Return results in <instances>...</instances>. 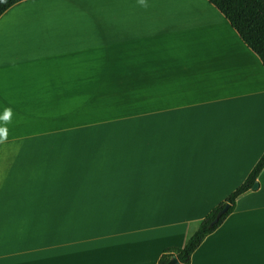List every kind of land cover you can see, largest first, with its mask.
<instances>
[{
	"label": "crops",
	"instance_id": "1",
	"mask_svg": "<svg viewBox=\"0 0 264 264\" xmlns=\"http://www.w3.org/2000/svg\"><path fill=\"white\" fill-rule=\"evenodd\" d=\"M263 153L264 66L207 0L0 16V264H157ZM257 184L190 264H264Z\"/></svg>",
	"mask_w": 264,
	"mask_h": 264
},
{
	"label": "trees",
	"instance_id": "2",
	"mask_svg": "<svg viewBox=\"0 0 264 264\" xmlns=\"http://www.w3.org/2000/svg\"><path fill=\"white\" fill-rule=\"evenodd\" d=\"M26 0H0V16L13 5ZM229 22L242 42L260 59L264 66V0H207ZM264 168V153L245 181L224 201L214 207L196 226L194 233L182 248L167 249L157 264H167L176 257L178 264H190L191 255L203 240L213 233L234 211L236 200L252 190ZM228 205L227 211L214 223L219 211Z\"/></svg>",
	"mask_w": 264,
	"mask_h": 264
},
{
	"label": "water",
	"instance_id": "3",
	"mask_svg": "<svg viewBox=\"0 0 264 264\" xmlns=\"http://www.w3.org/2000/svg\"><path fill=\"white\" fill-rule=\"evenodd\" d=\"M257 188H258V184L255 183L252 187V191L257 190ZM227 209H228V205H226L221 211H219L217 213V215L214 219V223H216L219 220V218L227 211ZM167 264H178V261H177L176 257L173 256V257H171L170 261Z\"/></svg>",
	"mask_w": 264,
	"mask_h": 264
},
{
	"label": "rangeland",
	"instance_id": "4",
	"mask_svg": "<svg viewBox=\"0 0 264 264\" xmlns=\"http://www.w3.org/2000/svg\"><path fill=\"white\" fill-rule=\"evenodd\" d=\"M90 130H93V128H91V129H87V130H74V131H90ZM235 190V189H234ZM199 223V222H198ZM198 223H195V224H193V223H191V226H190V230H189V237L194 233V231L196 230V226L198 225ZM188 237V238H189Z\"/></svg>",
	"mask_w": 264,
	"mask_h": 264
}]
</instances>
